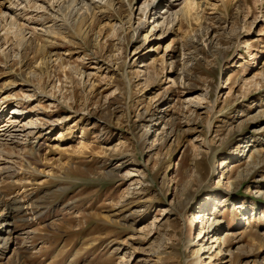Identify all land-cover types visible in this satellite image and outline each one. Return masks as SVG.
<instances>
[{
    "label": "rangeland",
    "instance_id": "obj_1",
    "mask_svg": "<svg viewBox=\"0 0 264 264\" xmlns=\"http://www.w3.org/2000/svg\"><path fill=\"white\" fill-rule=\"evenodd\" d=\"M35 1L50 36L0 5V264H264V0Z\"/></svg>",
    "mask_w": 264,
    "mask_h": 264
},
{
    "label": "bare ground",
    "instance_id": "obj_2",
    "mask_svg": "<svg viewBox=\"0 0 264 264\" xmlns=\"http://www.w3.org/2000/svg\"><path fill=\"white\" fill-rule=\"evenodd\" d=\"M74 1L75 0H70L71 3H73ZM177 1H180V0H176V2ZM23 2H25V3L23 4ZM89 2L91 4H93L92 7L96 8V9H98V7H100L101 5L105 4V2L103 3L102 0L101 1L100 0H91ZM162 2H164V1L163 0L160 1V3L155 5L154 7H157V8L160 7ZM6 3H9V6L7 7V9H9V11L13 12L17 17L18 16L22 17L21 15H24L23 17H26V18H23V19H31V22H34V23H38V22L43 23V26H44L43 30H42V28H40V30L42 31V34H44V35H49V32L51 31L50 30L51 26L53 27V26H55V24L57 22H60L59 17L54 15V14H56L55 9L50 4H49V6H50L49 10H45L44 7L39 5L38 3H36L35 0H21V1L20 0H0V5L3 4L6 7L7 6ZM79 3H81V4L86 3V4L90 5V3H87L84 0H82V1L80 0ZM174 5H176V4H174L172 1V3H170L168 6L167 5L166 6L168 9H170ZM25 11H28V13H24ZM29 12H31L32 14L29 15ZM165 13H170V11L168 12V10H166ZM6 15H7V13H5V12L1 13V16H6ZM49 16L51 17L52 20L50 18H48L50 20L47 22H53V21L54 22L51 25H46L47 22L44 23V21ZM10 18H11V20L15 19L14 16L13 17L10 16ZM55 27H53V28H55ZM1 102H3V101H1ZM4 103H6V102H4ZM0 110H1V106H0ZM2 113L3 112L0 113V133L1 132H3V133L0 135L5 136V138H6L7 134H8V137L12 136L14 134L13 130L19 124V123L17 124L18 120L16 121V119L18 118V114H15L16 111H14L13 112L14 116L12 117V119H6V118L4 119L2 117L3 116ZM253 152H254V155H256L253 157L255 160V159H257V157L260 156V154H258V151L256 149H254ZM229 183H230V185L232 184V182H230V181H229ZM239 187H240V184H237V183L234 184L232 186V188L227 192V194H229V196H234V193H236L238 191ZM257 195L258 196L264 195V191H262L260 189L259 191H257ZM204 220H205L204 214L202 215L201 213H196L194 216V219L191 221V229L194 228L195 222H205ZM208 221H209V223L207 222V224L201 228L200 233H199V239L202 242H201V244H199L200 245V251H199V259L197 261L198 263L204 261L205 258H211L212 259L214 253H217V254L220 253L225 248V246L228 245L227 237L221 233V223H223L222 219L219 218L218 220H216V217H215V218H212V220H210V218H209ZM233 252H235V251H231V249H229V251L227 252V255L230 256Z\"/></svg>",
    "mask_w": 264,
    "mask_h": 264
}]
</instances>
